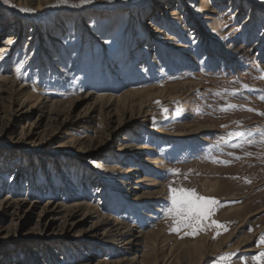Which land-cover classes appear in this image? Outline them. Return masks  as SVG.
<instances>
[{"label":"rangeland","instance_id":"obj_1","mask_svg":"<svg viewBox=\"0 0 264 264\" xmlns=\"http://www.w3.org/2000/svg\"><path fill=\"white\" fill-rule=\"evenodd\" d=\"M168 2L167 10L162 12L153 7L156 0H51L39 12H19L21 7L17 2L9 0L5 4L0 0V15L4 14L10 26L8 33L0 35V46L14 32L19 44V49L8 59L10 65L0 66V76L15 74L18 87L25 86L44 100L64 103L76 102L85 95L120 97L129 90H139L141 93L128 106L115 108L113 118L121 120L124 115H135L142 104L146 113L143 116L149 114L150 121L144 123L142 117L131 121L121 136H108L103 146L85 151L65 142L70 138L95 137L107 117L88 116L89 103L76 107L77 123H72L70 135L65 139L51 137L45 141V152L40 156L33 161L21 160L18 176H23V186L15 195L33 194L39 198L23 221L21 233L0 239V253L9 250L5 253L19 257L23 254L21 249L10 250L6 246L17 248L23 243L27 258L36 257L31 250L37 242L46 249L49 244H52L49 249H57L56 243L80 248L76 254L66 251L55 255L54 264H80V256L84 254L108 264L120 257L112 244L107 246L108 250L105 248V254L98 253L97 241L85 235L44 237L28 232L43 211L46 199L61 189L62 194L68 191L62 197L82 193L98 206V211L83 227L113 218L151 238L153 253L146 264H214L225 252L237 253L253 264L251 257L264 251V246H255L264 234V115H261L264 113V0ZM73 4L77 6L72 7ZM173 9L178 13L176 18L170 16ZM80 15H84L81 25H90L87 34L94 33L90 41L85 40L79 29L68 31L62 20ZM154 29L162 33L156 34ZM57 34L59 40L53 39ZM31 36L36 38L33 44H39L41 50L30 60L24 50ZM52 42L56 43L55 47ZM53 47L55 51L51 54L49 50ZM174 92L183 95L182 100L168 96ZM32 117L31 114L28 121ZM191 130V134L179 135ZM235 132L245 135H229ZM205 137L210 141L204 142ZM12 141L10 136L0 135V149L10 147ZM119 143L129 146L119 160L100 161L101 152L107 156ZM17 157L11 155V163ZM154 158L159 160L157 164L150 163ZM66 161L82 164L80 168L93 180L85 177L84 187L74 189L80 181L77 174L72 180L62 175L56 183L51 181L54 172L43 177L51 163ZM98 162L102 165L97 166ZM114 164L122 169L140 168L139 175L143 181L147 180L143 186L148 188L149 184L152 191L162 194L133 196L127 187L121 190L119 183L102 189V174ZM13 165L8 177L17 174ZM31 170L39 181L53 183L56 187L53 193L33 187L26 196L24 178L29 177ZM170 185L195 189L199 195L219 201L212 219L227 231L215 226L196 236L187 235L190 230L179 234L171 231L174 221L165 212L171 206ZM8 196L14 195L7 190L1 193L2 198ZM217 232L220 235L213 239ZM200 246L207 254L202 260L194 250ZM245 246L254 251L243 252ZM52 252L55 254L56 250ZM135 253L136 246L122 252L129 259ZM60 257H64V262H60ZM234 264L241 261L237 259Z\"/></svg>","mask_w":264,"mask_h":264},{"label":"bare ground","instance_id":"obj_2","mask_svg":"<svg viewBox=\"0 0 264 264\" xmlns=\"http://www.w3.org/2000/svg\"><path fill=\"white\" fill-rule=\"evenodd\" d=\"M12 1L17 2L18 6L21 7V9L27 8L29 10L39 12V10L51 0ZM162 1H164L165 3ZM168 1L171 0H156L157 3H154L153 7L158 9L159 11L164 12L165 10H167V6L169 3ZM162 5H165L163 9H161ZM212 13H216V11H212ZM170 16L176 18L178 16L177 11L173 9ZM4 17L5 16L2 13L0 15V35L2 33H8L10 29V26L7 25ZM83 18L84 15H80L69 19L65 18L62 20L64 21L66 29L68 31L79 29V33L86 36L85 40L90 41L93 38L92 34L94 33L91 32L90 34H87V27H89L90 25L87 24L85 27H83V25H81L83 22ZM15 21H17V23L22 22L21 20ZM149 24L151 25V23ZM182 26L184 30L187 29L185 25ZM25 29L26 25L22 28V32H24ZM154 31L156 34L162 33L157 29H154ZM35 32L36 30L33 29L32 35L36 34ZM14 34L15 32L12 34V36H9L7 38V41L5 43L0 46V66H9L10 63L8 62V59L11 57L10 55L14 50L19 49L18 40L16 39V37H13ZM53 39L59 40V35L57 34ZM35 40L36 38L31 36L29 39H27L28 44L25 45L24 51L28 55L30 60L34 58V54L36 52L41 50L39 48V44H33ZM8 41H11V43H8ZM52 44L54 47L56 46L55 42H52ZM54 47L49 50L51 54H53L55 51ZM16 79L17 78L15 74L11 77L0 76V135H7L10 136L11 139H13V143L10 145V147L7 146L0 149V239L10 237V235H13L14 233L16 235H19V233H21L20 231L22 229L23 221L34 210L36 202L39 198L36 197L37 195L33 194L28 197H20L15 195L17 191L20 190V188L23 186V176H18V172L22 168L21 160L28 159L33 161L36 157L40 156L42 152H45V141L50 139L51 137L57 139H65L68 135H70L69 130L72 126V123H77L78 118V116L75 115V109L81 103L91 104L87 111L88 116L93 117L94 114H99L101 116L106 115L108 120L104 121L102 128L98 129V135H96L95 137L85 136L81 139L70 138L65 142L67 145H77V147H79L81 150L90 151L98 149L100 146L104 145L103 140L108 139L106 137L115 134L117 136H121L127 125L130 124L131 121L136 122L134 120L138 118L140 119V117L143 118L144 123L150 122L147 117V115L149 114L143 116L145 107L140 103H138L140 105L138 113L135 114L136 116L130 113L131 116L126 117L124 115V118L122 117L123 120L122 118L121 120L113 118L114 115H116L113 113L116 112L115 108H118L120 105L128 106L127 104L131 103L132 98L138 96L141 93V91L139 90H129V92H126L120 97L85 95L79 98L76 102L71 103L67 101L68 103H64L61 101L44 100L37 94L29 92L25 88V86L18 87ZM165 93L166 92H164V94ZM168 96L172 98V100L178 101L182 100L183 95L178 92H174L170 93ZM141 101L144 102V99H141ZM98 107L99 109H97ZM31 114L34 115V117H32V121H28L31 117ZM80 117L81 116L79 115V118ZM23 121L26 122L24 125ZM191 133L192 130L190 132L184 131L179 135L182 137L186 134ZM123 140L126 139L123 138ZM203 141L208 142L210 141V139L205 137ZM128 147V145L119 143L118 148L112 150L109 155L106 156V153L101 152L99 155L100 161L108 159L119 160L123 156V152H125ZM13 149H16L17 152H11L13 151ZM13 154H16V156L18 157L17 161L11 163L10 159L11 155ZM66 162L67 163L59 162V164L51 163V165H49L50 168L48 169V171L45 172V174L43 173V177H48L50 173L54 172V178L51 179V181L56 183L60 179H62V175H67L66 178L71 179L72 177H74L73 175L77 174L79 175L78 177L80 178V181L78 182V185L74 184L76 185V188L74 189H78L79 186L81 188L84 187L85 177L88 179H92V177L89 178V173L87 175V173L83 172V168H80L82 167V164L78 162ZM158 162L159 160H156L154 158L150 163L157 164ZM29 164H31V166L29 165L28 168L32 167V162L29 161ZM95 164L97 166L102 165L101 162ZM11 165H13L17 174L15 176L12 175L11 177H8L7 173L10 170ZM168 168L171 169L170 166ZM121 169L122 167L114 164L110 166L109 170L104 171V174H102V172L98 170V172L103 176L102 181H104L102 182L101 188L103 189V187L113 185V183H116L117 186V183H119L118 187L121 190H125V187H127L128 189L126 190H132L133 196H137L138 194L143 193L144 195H148L151 197H159L162 194L161 191H152V189H150L149 187V184V189L143 186L142 183L147 180L143 181V179L139 175L141 174L140 168L136 170L122 169V171ZM28 175V178H24V182H26L24 186H27L26 196L28 195L29 190L33 187L34 189L41 188L42 191L46 190L51 192L53 188H56L54 187V185L52 186L53 183H50L49 181L41 182L36 179L32 170L29 171ZM102 176H100V180ZM82 179H84V181ZM117 179H119L118 182ZM148 181L153 182V180ZM134 185H136V187H134ZM152 185L154 184L152 183ZM60 188L61 186L58 189ZM5 190H7V192H11L14 196L2 198L1 193ZM56 192L57 193L53 194V197L46 199L47 201L45 202L43 211L38 215L37 219L34 221L33 226L29 229L28 232H34L44 237H52L55 235L63 234L69 236L74 235V237H77L78 235H85L88 239L97 241L96 245L99 246L98 253L102 252L103 254H105V248L112 244V248H115V250H117L116 253L118 254V257L119 255L120 257L115 261L110 262V264H146L148 260H150L153 253V244L151 243L153 242V240L151 238L142 234L132 226H128V228H126L124 226L125 224L123 225V223H120L118 220L113 218H104L103 220L101 219L100 221L93 223L92 225H90V227H83V224L87 223V220H90L92 216H94V214L98 211V206H94L93 201L89 202V197L85 196V194L74 193L65 198L60 196L62 194V189L61 191L56 190ZM58 192H60V194H58ZM100 192L98 191V193ZM64 193L66 194L68 193V191H63V194ZM94 197L95 196H93L92 198ZM260 231L261 230H259L258 232ZM21 236L25 238V236ZM49 245L51 246L46 249V246L44 244L39 245L36 242L35 244H33V250H31L33 255H36V257L28 258L27 254H24V247H26L25 244L21 243L17 248H15L14 246H6V248L10 250L21 249V252L23 251V254L19 257H15L13 254L11 255L9 253H5L6 251H9L5 250L3 253H0V264H54L55 255H62L66 251L76 254L78 249H80L67 247V245L65 246L56 243L57 249L51 248V250L49 248L52 247V244ZM133 246H136V253L134 257L132 259L126 258L125 255L122 254V252L124 253L128 250H131ZM108 249L109 248H107L106 250ZM53 250H56L55 254L52 252ZM194 250L195 252L197 251L198 257L201 260L204 259L207 255L206 252L201 248V246L194 247ZM252 251H254L252 247H246L243 250V252L246 253H250ZM80 259L82 260L80 264H108L105 260L96 259L93 256L90 257V255L88 254L80 256ZM64 260V257H60V262H64Z\"/></svg>","mask_w":264,"mask_h":264},{"label":"snow or ice","instance_id":"obj_3","mask_svg":"<svg viewBox=\"0 0 264 264\" xmlns=\"http://www.w3.org/2000/svg\"><path fill=\"white\" fill-rule=\"evenodd\" d=\"M82 2H87V0H82ZM4 3L8 4L9 0H4ZM71 6L76 7L77 5L73 4ZM21 11L30 10L21 9ZM8 43H11V41H8ZM165 111L167 110L165 109ZM261 115H264V113ZM248 134L250 135L251 133ZM229 135L231 137H243L245 133L235 132L230 133ZM169 197L171 206L166 208L165 212L170 215L174 221L175 226L171 231L179 234L182 230H190L189 232H186V234L192 236H196L201 232L206 233L207 229L212 226H215L216 228H224V230L227 231L224 225H221L212 219V216L216 211V206L220 203L216 199L203 197L199 195L195 189H185L183 187L175 188L171 185L169 186ZM247 231H252V229H248ZM219 235L220 233L217 232L213 239ZM255 246H264V234L258 238V242ZM237 259L241 261V264H248V261L240 258L237 253L230 252H225L218 256L214 264H234ZM251 260L253 264H264V251L254 254L251 257Z\"/></svg>","mask_w":264,"mask_h":264}]
</instances>
